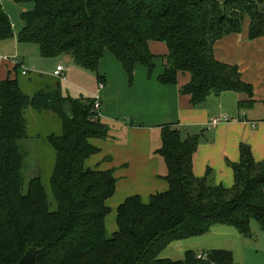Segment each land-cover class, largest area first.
I'll return each mask as SVG.
<instances>
[{
	"label": "trees",
	"instance_id": "16d2710c",
	"mask_svg": "<svg viewBox=\"0 0 264 264\" xmlns=\"http://www.w3.org/2000/svg\"><path fill=\"white\" fill-rule=\"evenodd\" d=\"M13 1L25 6L18 44L36 45L45 58L67 56L99 84L98 64L106 51L131 83L137 65L152 73L155 56L148 43L161 42L168 53L158 82L176 85L179 73L189 74L179 93L192 106L228 92L245 97L239 111L253 103L252 87L236 66L215 59L213 46L239 33L245 17L249 40L264 37V0ZM11 38V22L0 5V42ZM14 69L17 74L21 64ZM54 80L28 78L39 85L30 94L18 74L0 81V264H16L30 247L37 250V264H233L226 250L207 252L206 260L192 251L177 261L159 253L172 241L202 236L217 225L248 235L254 220L264 231V160L255 161L250 147L240 144L238 162L229 163L232 187L215 185L210 169L201 178L192 170L199 136L182 139L176 125H163L153 154L164 164L159 177L167 189L147 203L126 198L115 210L116 231L107 238L106 202L116 180L111 170H92L85 162L99 152L90 141L110 140V129L92 113V98L65 95ZM28 110L53 114L60 133L30 136ZM40 139L45 149L36 148ZM29 173L34 176L27 181Z\"/></svg>",
	"mask_w": 264,
	"mask_h": 264
},
{
	"label": "crops",
	"instance_id": "0c3cea01",
	"mask_svg": "<svg viewBox=\"0 0 264 264\" xmlns=\"http://www.w3.org/2000/svg\"><path fill=\"white\" fill-rule=\"evenodd\" d=\"M249 25L250 19L245 17L239 33L228 34L213 46L215 59L236 66L242 81L252 87L253 103L245 110H238V102L245 97L235 92L211 95L198 106H192L190 97L179 93V88L189 82V74L179 73L176 85L160 84L158 77L164 71V57L168 53L161 42L148 43L149 51L155 56L150 75L145 67L137 65L130 83L122 65L106 51L97 71L102 89L98 90L99 82L93 73L97 90L93 88L86 95L72 97L98 95L100 119L111 132L110 140L90 141L99 152L85 162V167L92 170H111L116 180L115 193L106 202L114 213L109 225L107 219L111 213L105 219L107 238L116 231L115 210L126 198L139 196L147 203L151 195L167 189V183L159 177L160 161L152 148V138L160 133L163 125H176L182 139L199 136L192 170L201 178L210 169L215 185L232 187L233 172L229 163L238 162L240 144L250 147L255 161L264 160V37L249 40ZM14 61L0 58V62L10 68L15 67ZM62 62L70 64L72 61L66 56L60 57L55 69ZM62 67L65 75L67 69ZM28 72L26 69V74ZM50 77L58 80L53 73ZM63 94L70 96L68 92L63 91ZM220 117H227L228 122L209 125L211 120Z\"/></svg>",
	"mask_w": 264,
	"mask_h": 264
},
{
	"label": "rangeland",
	"instance_id": "374dc122",
	"mask_svg": "<svg viewBox=\"0 0 264 264\" xmlns=\"http://www.w3.org/2000/svg\"><path fill=\"white\" fill-rule=\"evenodd\" d=\"M0 5L10 19L13 32V38L0 42V58L5 57L14 59V62L20 63L23 69L29 71L26 75H21V69H18L17 74L21 85L24 87V92L30 94L37 90L39 85L37 82L29 84L27 82L28 78L32 79V77L39 74L51 78L50 76L55 69L57 59L60 57H41L36 45H18L16 43L17 35L21 31L23 25L20 15L24 11L25 6L22 4H16L13 0H0ZM62 63L67 69L66 74L64 75L66 76L65 81H60V79L54 80L51 78L54 82H59L62 92H68L71 97H78L80 95H86L90 90L95 88L94 74L91 71L81 69L75 66L72 62L70 64L65 62ZM17 74L14 68L7 67L5 63L0 62V76L3 77V80L7 78L14 79ZM92 110L93 107L91 108V111ZM26 118L29 123L28 134L30 136H34L37 133L41 134V136H44L49 132L54 134L60 133V122L51 113L39 115L32 110H28ZM159 147L160 133L152 138L153 150H156ZM36 148L38 150L45 149L42 139L38 140ZM44 160L48 161L49 159L44 158ZM49 165H46V167H49ZM159 167L163 172L164 164H162V162H159ZM42 172H46V168H43ZM162 172L161 174H163ZM30 173L27 176V181L34 176ZM113 214L114 213L112 212L108 217L107 225H109V222L113 219ZM213 250H226L231 252L233 256V264H264V231L261 230L258 223L254 220L249 224L248 235H241L231 226L217 225L212 227L208 233L202 236L170 242L163 250H161L159 257L177 261L182 260L185 253L188 251L194 253H207Z\"/></svg>",
	"mask_w": 264,
	"mask_h": 264
},
{
	"label": "built area",
	"instance_id": "2783aa9c",
	"mask_svg": "<svg viewBox=\"0 0 264 264\" xmlns=\"http://www.w3.org/2000/svg\"><path fill=\"white\" fill-rule=\"evenodd\" d=\"M13 64L16 66L18 65V62H13ZM21 74L25 75L26 74V69L21 68ZM53 76L56 79H60V80H65V76H64V68L62 67V65H58L55 69V71L53 72ZM103 85L99 84L98 85V90L102 89ZM93 99V110L92 113H95L96 117H100L99 115V109H100V101H99V97L98 95H93L92 97ZM221 122H228V118L227 117H220V118H215L213 120H211V122L209 123L210 126H215ZM197 259L200 260H206L207 256L205 253H197L196 255Z\"/></svg>",
	"mask_w": 264,
	"mask_h": 264
},
{
	"label": "water",
	"instance_id": "95a60500",
	"mask_svg": "<svg viewBox=\"0 0 264 264\" xmlns=\"http://www.w3.org/2000/svg\"><path fill=\"white\" fill-rule=\"evenodd\" d=\"M36 258L37 250L34 247H30L25 251L16 264H37Z\"/></svg>",
	"mask_w": 264,
	"mask_h": 264
}]
</instances>
